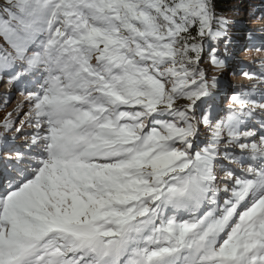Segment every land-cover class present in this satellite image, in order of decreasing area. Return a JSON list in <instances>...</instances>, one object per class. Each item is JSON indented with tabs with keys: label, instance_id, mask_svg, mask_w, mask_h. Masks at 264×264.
Wrapping results in <instances>:
<instances>
[{
	"label": "snow or ice",
	"instance_id": "snow-or-ice-1",
	"mask_svg": "<svg viewBox=\"0 0 264 264\" xmlns=\"http://www.w3.org/2000/svg\"><path fill=\"white\" fill-rule=\"evenodd\" d=\"M234 23L214 0H0V81H34L0 124L30 138L0 264H264V61L223 91Z\"/></svg>",
	"mask_w": 264,
	"mask_h": 264
},
{
	"label": "rangeland",
	"instance_id": "rangeland-1",
	"mask_svg": "<svg viewBox=\"0 0 264 264\" xmlns=\"http://www.w3.org/2000/svg\"><path fill=\"white\" fill-rule=\"evenodd\" d=\"M231 1V9H227V12L229 11L230 14H232V12L244 10L245 13L239 14V16L233 18V21L237 25H240V29L234 31L233 44L229 47L230 53L233 50H236V56L234 60L230 61L232 71H228L227 76L222 80L224 92H227L229 89L235 91L247 90L252 81L240 74L241 70L239 68V65L243 63L249 71H258L260 62L264 61V50H257L256 47H249L247 35V33L251 30L254 35L261 38V40L254 39L251 42L252 45L264 44V33L259 31L264 30V19L253 18L251 14H248L249 12L247 13V11H249L250 9V7L248 6V2H253L252 5H256L257 3L259 5H262L263 10L257 16H259L261 13H264V0ZM225 6H228V3ZM245 47H248L247 51L243 50ZM233 72H235L236 74H233ZM210 74L217 76L222 75V73L215 68L211 70ZM33 84L34 81L27 82L25 84H17L14 86L13 84L7 82V77H5L3 81H0V124L3 123V119L8 115V113H12V119L17 121V125L19 124V120L23 119L24 113L28 111L29 107L27 96L24 94L22 89L30 90L32 89ZM5 100L8 101L7 104L4 103ZM215 111L220 112L221 109L217 108ZM17 112H19V116H17ZM256 123H258V121H256ZM24 131L30 132L31 129L25 127ZM8 135L11 136L13 134L10 133ZM201 137H203V130L201 131ZM28 139L30 138L26 137L24 134L16 135V138L14 140L8 139L6 141V146L0 147V166L14 167L15 169L13 170L15 171L17 170L16 168H20L21 170L22 168L28 167V165L26 164L17 165L16 163L17 150L24 152L26 155L28 154V148L30 147V145L26 144V141ZM3 143L5 142L0 141V144ZM1 151L4 152V154H8V157L11 156V159L7 158L3 160V154L1 153ZM33 151H35V149H33ZM3 171L5 172V170H0V176H3ZM2 183L1 184L3 186H6L8 184L7 181H3Z\"/></svg>",
	"mask_w": 264,
	"mask_h": 264
},
{
	"label": "trees",
	"instance_id": "trees-1",
	"mask_svg": "<svg viewBox=\"0 0 264 264\" xmlns=\"http://www.w3.org/2000/svg\"><path fill=\"white\" fill-rule=\"evenodd\" d=\"M262 1V0H259ZM231 0H214V3L216 5V11L219 14H222L223 16L227 17L230 21H233V18L239 16V14H243L245 13L244 10L241 11H236V12H232V14H230V12H227V9H231ZM228 3V6H225ZM253 2H248V6L250 7L249 11H247L248 14H252V13H256L257 15L263 10L262 9V5H259L258 3L256 5H252ZM247 14V15H248ZM252 16V15H251ZM258 22V21H257ZM259 23V22H258ZM240 29V25H237L236 23H234L230 28H229V33L230 35H232L234 33L235 30ZM254 39H258L261 40V38L257 37L256 35H253L252 40H249L248 38V45H252L251 42ZM221 49L223 50V45H221ZM239 71V70H238ZM232 76V75H231Z\"/></svg>",
	"mask_w": 264,
	"mask_h": 264
},
{
	"label": "bare ground",
	"instance_id": "bare-ground-1",
	"mask_svg": "<svg viewBox=\"0 0 264 264\" xmlns=\"http://www.w3.org/2000/svg\"><path fill=\"white\" fill-rule=\"evenodd\" d=\"M4 172V171H3ZM5 173V172H4ZM3 184V183H2ZM5 184V183H4Z\"/></svg>",
	"mask_w": 264,
	"mask_h": 264
}]
</instances>
